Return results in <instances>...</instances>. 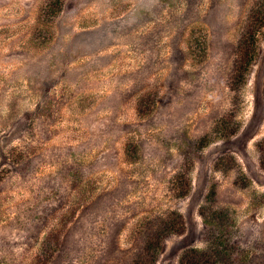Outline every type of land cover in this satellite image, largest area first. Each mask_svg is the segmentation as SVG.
I'll use <instances>...</instances> for the list:
<instances>
[{
  "label": "rangeland",
  "instance_id": "obj_1",
  "mask_svg": "<svg viewBox=\"0 0 264 264\" xmlns=\"http://www.w3.org/2000/svg\"><path fill=\"white\" fill-rule=\"evenodd\" d=\"M0 264H264V0H0Z\"/></svg>",
  "mask_w": 264,
  "mask_h": 264
},
{
  "label": "trees",
  "instance_id": "obj_2",
  "mask_svg": "<svg viewBox=\"0 0 264 264\" xmlns=\"http://www.w3.org/2000/svg\"><path fill=\"white\" fill-rule=\"evenodd\" d=\"M251 35H253V33Z\"/></svg>",
  "mask_w": 264,
  "mask_h": 264
}]
</instances>
